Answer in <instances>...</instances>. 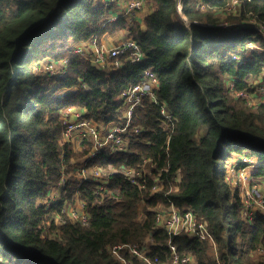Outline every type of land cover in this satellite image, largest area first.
<instances>
[{
	"label": "trees",
	"instance_id": "obj_1",
	"mask_svg": "<svg viewBox=\"0 0 264 264\" xmlns=\"http://www.w3.org/2000/svg\"><path fill=\"white\" fill-rule=\"evenodd\" d=\"M143 1L151 2L144 28L123 17L106 21L113 6L105 1L0 0V264H120L108 246L140 245L148 236L153 244L146 257L154 264L167 260L169 241L197 264H250L251 253L264 250V216L245 224L240 186L227 205L220 184L235 154L257 160L253 176L264 177V103L237 95L255 91L256 82L264 87V37L244 23L264 25V0ZM119 30H128L144 60L132 63L126 52L121 65L104 71L75 50ZM46 59H67L66 75L53 88L36 71ZM145 70L158 82L156 97L166 103L172 129L161 126L160 104L146 99L133 110L132 125L143 130L129 150L101 152L89 163L119 168L151 160L154 172L162 170L163 188L152 193L151 179L140 189L113 173L107 188L115 195L102 202L90 181H69L48 201L65 166L88 151L77 156L70 143L61 144V115L81 107L87 119L116 121L121 90L142 81ZM226 77L234 79L231 86ZM177 173L178 189L172 185ZM77 191L89 213L84 225L62 211ZM160 204L187 206L204 220L219 262L207 241L157 226Z\"/></svg>",
	"mask_w": 264,
	"mask_h": 264
},
{
	"label": "built area",
	"instance_id": "obj_2",
	"mask_svg": "<svg viewBox=\"0 0 264 264\" xmlns=\"http://www.w3.org/2000/svg\"><path fill=\"white\" fill-rule=\"evenodd\" d=\"M142 2L143 0H133L130 2H126L123 5L119 3L118 6L120 7L118 8V10H114L106 18V21L115 20L118 17H123L128 22L135 21L137 14H139V12H142L144 3ZM235 3L236 0H234L232 4L235 5ZM253 22L256 21H251V23H244L247 24L246 26H252L258 29L259 32L263 35L264 25L259 22L260 24H262V26L258 27L253 24ZM94 41L95 43H97L95 39ZM91 48L93 60L96 64L98 63L99 65H97L96 67L104 71H108L107 66L109 64H111L112 68L121 65L120 56L125 54L126 52H128L126 59L132 63H138L145 59L144 53L140 50L138 44L131 36L123 39L113 46L95 45ZM75 50L80 52L85 56V58H87L84 48L82 49V46L76 45ZM233 58L239 59V56L233 55ZM109 60L110 63L107 62ZM45 64H47L46 71L52 74H55L51 70L53 64L55 66L60 64L61 68L60 70H58L57 76L63 77L66 75L67 59H46ZM143 74L144 79L142 81L132 84L121 90L118 96V100L121 106L119 109V113L117 114L116 121L99 123L94 120L87 119L86 117H84V112H78L74 109H70L68 112L63 113L65 119L62 120L64 128L61 136V144L70 143L72 149L75 152L83 150L82 145H80V142H83V140L80 138L90 140L92 145L91 148L88 149L85 157L82 158L81 162L75 165L77 161L73 162V159H71L70 163L65 166V170H63L61 174L59 183L56 186H53L50 190L48 201L55 199L57 196H60L66 183L69 182L68 178L70 180L74 179L73 181H76L78 185L86 181L93 182V190L95 194H98V202H102V200H104V197H113L115 195L114 192L108 190L107 188L109 177L113 173H120L129 182L138 186L140 189L145 188L146 179H151L153 181V187L151 189L152 193L157 192L158 190H161L163 188L164 180L161 177L162 170L158 169L157 172H154L152 169L154 163H152L151 160H145L139 167L121 165L119 168H104L100 165L98 166L89 163L92 157L100 154L101 152L115 154L129 150V143L132 138L138 135L141 130H143L142 126L132 125V113L135 106L140 105L146 99L160 104V112L162 117L161 126L164 130L167 131L172 129L173 120L170 112L167 109L166 103H159L156 97L155 89L158 87V82L154 74L150 70H145ZM257 84L258 83L256 82L255 85ZM231 85L232 83L230 84V86ZM263 90L262 92L264 93ZM244 94H248L247 91L237 93V95L241 96H243ZM242 162H244L245 165L237 170L236 173L239 174V181L241 182L242 187L245 188L246 185H248L250 182L247 173L250 172L249 170L251 169H253L252 171H257L260 163L254 158L248 156H243ZM230 169L231 172H229V174H227L226 172L227 180H229L230 175H234L235 173L234 167H230ZM251 172L249 173V176L251 175ZM178 182H180V176L177 173V175L172 179V185L177 188ZM250 185L252 184L250 183ZM253 191H247L246 189L245 192H247V196L245 195V198L242 196L243 205L241 213L244 218L245 224L248 225L252 224V222L258 215L264 216V198H262L264 196L260 197V195L258 194V197H256L253 195ZM77 200H79L81 210H77L76 208ZM67 205H72L71 209L67 207ZM62 211L65 212V214L72 222L81 223L83 225L89 222V213L87 210V206L81 199V194L78 191L72 196L71 200L65 202ZM139 215L143 217V211H141ZM63 221L64 220H62V222ZM155 223L160 228L165 229L170 235L186 233L188 236L196 238L199 241H207L214 250L216 248L214 238L208 228L207 223L202 219H197V217L189 207L179 209L173 204L168 206H165L163 204L159 205L155 213ZM147 239L150 241V243L146 242V244H143V242L140 245L116 243L108 246V249L113 257L118 262H120V264H134L132 260L126 258V253H128V255H134L136 258L140 256L144 257L147 261H149L146 255L150 253L151 245L153 243L149 236L147 237ZM168 246L170 254L167 260L161 264H197V259L193 254L186 253L184 256H179L177 253V248L173 243L169 241ZM215 254H217V250Z\"/></svg>",
	"mask_w": 264,
	"mask_h": 264
},
{
	"label": "rangeland",
	"instance_id": "obj_3",
	"mask_svg": "<svg viewBox=\"0 0 264 264\" xmlns=\"http://www.w3.org/2000/svg\"><path fill=\"white\" fill-rule=\"evenodd\" d=\"M102 1H105V2H108V3H111L112 4V9L109 11L110 13H112L114 10H118V8L120 7V6H118V4L119 3H121L122 5L124 4V3H126V2H130V1H133V0H100V2H102ZM200 1V0H199ZM144 2V3H143ZM142 3H143V7H142V12H139V14H140V16H142L141 17V19L142 18H144V16L145 15H147L150 11H151V2H147V1H143ZM198 3H200V2H198ZM197 3V4H198ZM178 4H180V0H178ZM181 11V10H180ZM108 12V13H109ZM107 13V14H108ZM138 14V15H139ZM230 15V14H229ZM232 15H235L234 13H232ZM235 16H237V15H235ZM109 21H113V20H109ZM128 22V21H127ZM226 22H228V21H226ZM130 24H133L134 23V21H132V22H129ZM253 24H255L256 26H258V27H261L262 26V24H260V23H257V22H253ZM104 25V24H103ZM113 33H115V32H113ZM123 33V32H122ZM124 34V36H126L127 34L126 33H123ZM110 34H105V36H109ZM103 37V36H102ZM127 37H129V36H127ZM263 37H264V32H263ZM94 39L96 40V42L98 43V44H101V42H99L98 41V38L97 37H93L90 41H89V45H90V48L92 47V46H95V45H97V46H101V45H105V43L103 42L101 45H98L97 43H95V41H94ZM250 44H251V46H250ZM114 45V44H113ZM248 46L249 47H251V48H253V49H258L259 50V48L260 47H258L257 46V44H255V43H253V42H250L249 44H248ZM87 47H85L84 48V51H85V53L88 55L89 53L92 55V52L88 49H86ZM92 49V48H91ZM78 52V51H77ZM80 53V52H79ZM81 54V53H80ZM81 55H83V54H81ZM235 55V54H234ZM84 56V55H83ZM85 57V56H84ZM92 57H93V55H92ZM62 60H64V59H62ZM90 60V59H89ZM45 61L46 60H41L39 63H37L38 64V66H37V68H36V71H37V73H39V74H41L42 76H43V78L45 79L44 81H45V83L46 84H48L49 86H51L52 88L53 87H55V86H57V82L55 81V80H57V78H58V76H57V72H58V70H60V68H61V65L59 64V65H54L53 64V66H52V71L55 73V74H52V73H49V72H47L46 71V66H47V64H45ZM108 63H110V60L109 61H107ZM54 66H55V69H54ZM114 68H112V66H111V64H109L108 66H107V70L109 71V70H113ZM55 70V71H54ZM66 70H67V67H66ZM233 81H234V79L233 78H231V77H226L225 78V83H226V85H228V86H230V84L231 83H233ZM255 82V81H254ZM254 82H253V84H254ZM256 90L255 91H247V93L248 94H244L243 96H241L240 95V97H242V98H244V100H246L247 101V103H248V100H249V104H253V105H258V104H260V103H263L264 102V93L262 92V90H263V85L261 84V83H259V84H257L256 86ZM264 91V90H263ZM56 93H60V90H57L56 91ZM247 98H248V100H247ZM124 114V113H123ZM83 137V136H82ZM80 139H82L83 140V142H80V145H82V147H83V150L82 151H84V150H87V149H89V148H91V145H92V143H91V141L90 140H87V139H84V138H80ZM80 152L81 151H77L76 152V155L78 156V155H80ZM73 159V162L74 161H77L76 163H75V165H77L79 162H81L82 161V158H72ZM95 165H98V164H95ZM99 166V165H98ZM251 172V171H250ZM250 172H248L247 173V176H248V179L250 180V182H249V184L248 185H246V187L245 188H242V186H240L239 187V190H240V193H241V195L245 198V195L247 196V192H245V190L247 189V191H253V188H254V191H255V193H254V191H253V195L254 196H256V197H258V194L260 195V197H262V196H264V177H259V178H254V173L256 172V171H252L251 172V175L249 176V173ZM69 177H71V176H69ZM74 179H69L68 178V181H70V182H72V183H77L76 181H73ZM231 180V179H230ZM229 182V180H227L226 179V175L224 176V179L223 180H221V182H220V184H221V191H222V195H223V197H224V202L228 205V203H229V200L230 199H232V194H233V192H234V190L237 188V186H236V183H235V181L234 180H232L230 183H228ZM250 183L252 184V185H250ZM76 186H77V184H76ZM227 187H228V189H229V193L228 194H226L227 192H226V190H227ZM236 187V188H235ZM235 188V189H234ZM242 189H243V191H242ZM257 193V194H256ZM250 194V193H249ZM262 198H264V197H262ZM142 211V209L140 208L139 209V214H140V212ZM141 215H139L138 217H140ZM56 218H58L59 219V217L58 216H56ZM240 238V237H239ZM144 243L143 244H146V242H149L150 243V241L147 239V237L144 239V241H143ZM148 243V244H149ZM153 243V242H152ZM216 250H217V246H216V248H215V250L213 249L212 250V258L213 259H216L218 262H219V260H218V258H217V254H215V252H216ZM240 249H239V253H240ZM218 253V252H217ZM251 257H250V264H258V263H263L264 264V250H259V251H257V252H254V253H251V255H250ZM128 259H130V260H132L133 262H134V264H137L136 262L138 261L139 263L138 264H154L153 262H149V261H147L144 257H135L134 255H129L128 256ZM220 264V263H219ZM222 264V263H221Z\"/></svg>",
	"mask_w": 264,
	"mask_h": 264
},
{
	"label": "crops",
	"instance_id": "obj_4",
	"mask_svg": "<svg viewBox=\"0 0 264 264\" xmlns=\"http://www.w3.org/2000/svg\"><path fill=\"white\" fill-rule=\"evenodd\" d=\"M95 2H100V0H95ZM151 6V5H150ZM111 13L109 12L107 15H106V18L110 15ZM143 16V15H142ZM142 16H140V14L138 15L137 14V17H136V19H135V21H140V23H141V26L144 28V23H143V18L141 19V17ZM126 33L127 35L126 36H124V34L123 33ZM108 35V34H107ZM127 36H130L129 35V32H128V30H119V31H116L115 33H113V34H110L109 36H103V37H101V39H100V42L101 43H105V45H107V46H113V44L115 45V44H117V43H119L120 41H122L123 39H125V38H127ZM132 37V36H131ZM90 41V40H89ZM89 41H87L86 43H80V44H78L77 46H82V49L83 48H85V47H87L86 49L88 50H90L91 51V48H90V45H89ZM86 57H87V59H90L91 61H92V63H93V65H95V66H97L98 65V63L96 64L95 62H94V60H93V57H92V55L89 53L88 55L86 54ZM99 66V65H98ZM157 83V82H156ZM74 110H76V111H78V112H85V110L83 109V108H81V107H75V108H73ZM65 119V116H64V114H62L61 115V120H64ZM200 133V132H199ZM242 162V155H239V154H235L233 157H231L228 161H227V174H229V172H231V169H230V167H234L235 168V173L237 172V170H239L241 167H237L238 166V163L239 162ZM248 170H249V168H248ZM253 169H251V170H249V171H252ZM234 173V175H230V177H229V182L228 183H230L232 180H234L235 181V183H236V186H242L241 185V182L239 181V177H238V173H236L235 174ZM231 179V180H230ZM178 184H179V182H178ZM177 184V185H178ZM236 188V187H235ZM234 188V189H235ZM243 188V187H242ZM177 189H178V187H177ZM242 191H243V189H242ZM76 203H77V206H76V208H77V210H81V208H80V205H79V200H77L76 201ZM160 205H162V204H160ZM67 207H69L70 209H71V207H72V205H70V206H68L67 205ZM185 207H187V206H185Z\"/></svg>",
	"mask_w": 264,
	"mask_h": 264
}]
</instances>
